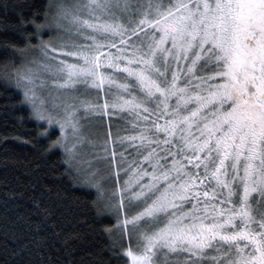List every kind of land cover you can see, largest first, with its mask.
I'll use <instances>...</instances> for the list:
<instances>
[{
	"label": "snow or ice",
	"instance_id": "obj_1",
	"mask_svg": "<svg viewBox=\"0 0 264 264\" xmlns=\"http://www.w3.org/2000/svg\"><path fill=\"white\" fill-rule=\"evenodd\" d=\"M55 28L58 42L28 45L40 59L15 73L22 103L58 128L49 150L77 173L81 109L135 117V135L111 140L139 157L128 178L106 140L117 187L84 179L116 212L105 231L128 238L129 264H264V0H74ZM81 85L119 94L101 106Z\"/></svg>",
	"mask_w": 264,
	"mask_h": 264
},
{
	"label": "trees",
	"instance_id": "obj_2",
	"mask_svg": "<svg viewBox=\"0 0 264 264\" xmlns=\"http://www.w3.org/2000/svg\"><path fill=\"white\" fill-rule=\"evenodd\" d=\"M53 12L50 0H0V264H128L122 249L129 241L119 231H105L116 225V212L84 183L89 170L81 175L74 166L69 171L63 151L49 150L59 136L57 128L33 117L17 87L15 73L39 53L27 46L57 36L55 29H44ZM82 90L85 100L101 106L105 100L111 105L119 94L116 88L108 95L86 86ZM134 121L131 113L111 108L107 113L101 108L85 121L96 126L100 139L109 140L118 162L124 153L119 172L139 157L128 144L111 140L135 135ZM45 129L49 134L41 136ZM111 166L118 171L112 161ZM110 170V184L103 185L109 191L117 186Z\"/></svg>",
	"mask_w": 264,
	"mask_h": 264
},
{
	"label": "rangeland",
	"instance_id": "obj_3",
	"mask_svg": "<svg viewBox=\"0 0 264 264\" xmlns=\"http://www.w3.org/2000/svg\"><path fill=\"white\" fill-rule=\"evenodd\" d=\"M50 2H52V5H54V12L52 13V17L48 19L47 21V24H46V28H51V29H55V15H56V12H57V9H58V6L61 5V4H67V3H73L74 0H50ZM57 31V36L54 37V38H48V36H46V38H42L43 40L45 41H48V40H52L53 43H57L58 42V37L62 35V33L58 30ZM83 42V41H82ZM36 59H40V53H38V56ZM33 60V59H32ZM29 66H32L34 67V65H32L31 63L26 66V67H29ZM25 67V69H26ZM23 69V70H25ZM82 88H84L83 85L79 86L76 90V92L74 93L76 96L79 97V99L81 100H85V97H84V94H83V90ZM20 91L23 93L22 89L19 88ZM44 94L47 95L48 91H50V89H44ZM30 107V105H29ZM31 108V107H30ZM93 113H86L83 109L80 110V117L86 121L88 117H92L93 116ZM81 119V120H82ZM84 121V124H83V130H82V135L85 137V140L83 142V144L81 146H78L77 148V151L79 153L77 159L78 161H80L78 167L80 168V174H84L85 172H88L87 170H89V172H92V171H96L97 175H96V179L97 180H101V178H103L101 180L102 184L105 186V187H108V185L110 184L108 182V170H109V167H110V171L112 173V175L116 178L117 180V176H116V169L114 168V170L112 171V166H111V160L109 159H105L104 158V152H103V146H104V143H105V140L104 139H100V134L96 132V126L95 125H91L92 123H87ZM47 124L46 121H43ZM48 125V124H47ZM57 128V127H55ZM58 130V128H57ZM58 135H60L59 133V130H58ZM91 135H95L96 137L93 139L90 138ZM89 136V137H88ZM108 143L109 140H108ZM107 147L109 148V144H107ZM61 149V148H60ZM63 151V149H61ZM112 152V148L111 149H108V154L110 156ZM64 153V151H63ZM65 155V153H64ZM66 157V156H65ZM102 168V169H101ZM127 166L124 168V170L120 171V175L119 176H122L123 178L119 177V179L121 178V180L119 181L121 184L123 183V181L125 179L128 178V175L126 174V170H127ZM91 170V171H90ZM100 170H104L103 172L100 171ZM123 174V175H122ZM108 182V183H107ZM117 186L114 187V189L116 188ZM117 221V219H116ZM126 240H128V238L126 237ZM129 243L128 242V245L126 247L129 246ZM131 244L133 246L136 245V239L135 237H133L132 241H131ZM215 253H209V255H214ZM181 259L183 258V256L180 257ZM160 259H163V256L161 255ZM177 259V256L176 255H169L168 257V260L171 261V260H175ZM127 261H128V258H127ZM129 264V262H128Z\"/></svg>",
	"mask_w": 264,
	"mask_h": 264
}]
</instances>
